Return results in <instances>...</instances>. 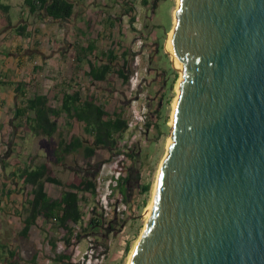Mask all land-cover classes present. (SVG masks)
<instances>
[{
  "label": "water",
  "instance_id": "water-1",
  "mask_svg": "<svg viewBox=\"0 0 264 264\" xmlns=\"http://www.w3.org/2000/svg\"><path fill=\"white\" fill-rule=\"evenodd\" d=\"M179 99L129 264H264V0H180Z\"/></svg>",
  "mask_w": 264,
  "mask_h": 264
},
{
  "label": "rangeland",
  "instance_id": "rangeland-1",
  "mask_svg": "<svg viewBox=\"0 0 264 264\" xmlns=\"http://www.w3.org/2000/svg\"><path fill=\"white\" fill-rule=\"evenodd\" d=\"M82 3L78 22L82 25L75 26L67 41L58 36L46 44V62L38 65L39 69L22 74L15 71L19 77L10 79L15 85L0 88V96L12 94L19 82H24L22 91L15 92L17 102L43 95L48 99V105L59 110L63 92L81 93V98L95 95L98 104L104 107L110 116L123 107L125 118L128 120V129L119 139V149L114 151L107 148H97L95 155L87 159L85 146L92 145L93 137L85 132L84 124L76 119H70L66 114L55 116L50 114L53 121L57 122L58 130L53 136L36 134L26 129L16 117L15 104L3 110L0 118V155L7 160L8 166L17 162L22 168H36L47 165L52 176L57 178L64 186L51 183L45 184V191L49 197L58 199L67 190L65 184L79 177L96 178L104 166L115 165L120 156L124 155L123 163L125 173L121 180L125 191V204L127 211L122 218L115 217L113 213L106 219L105 224H111L103 229L101 236L103 243L109 248L110 255L106 264H126L131 250L140 236L145 225L144 212L152 199V191L156 181L158 169L164 155L167 153V140L171 134L169 125L173 110V103L177 96L176 86L180 78V71L174 67L172 57L166 49L168 35L174 25V10L177 0H148L149 4L143 6L142 0H131L134 4V13L123 17V10H128V0H72ZM102 11L108 17L115 16L117 24L111 36H106L97 14ZM95 26L92 25V20ZM100 31V33H99ZM100 34L99 38L95 34ZM60 34V33H59ZM53 37H56L54 35ZM115 42L120 44L115 47L117 62L123 64V50L128 52V83H123L116 78L110 85H94L88 76L90 70L89 52L83 51L91 43L95 45V55H91L94 63L101 64L102 52L110 51ZM80 55L81 59L77 57ZM92 60V59H91ZM23 80L21 81V79ZM10 92V93H9ZM24 95V96H22ZM10 101V100H9ZM16 102V103H17ZM18 103V104H19ZM135 108L142 113L147 111L145 121L129 125L130 110ZM34 115L31 113L30 117ZM2 124V125H1ZM150 125L151 127H149ZM154 125H157L156 127ZM74 138L83 142L84 146L76 147L64 152L66 143ZM10 158V159H9ZM9 159V160H8ZM5 164V163H3ZM9 169L5 174L11 178ZM22 174L19 181L22 182ZM96 180V179H95ZM10 181V179H9ZM23 189L19 194L22 201L19 211L7 209L0 214V264H9V252H16V264H48L54 255L53 244L60 242V235L56 225L50 221L39 218L27 236H23L25 208L33 199L31 185L21 184ZM150 186V191L144 193L143 186ZM94 204V201H93ZM112 216V218H111ZM86 223L88 216H86ZM85 221L74 227V232L81 236L87 233L97 235L98 229L85 227ZM52 246V247H51ZM86 238H81L72 255L74 263L87 249ZM14 261V259H12ZM52 264V263H51ZM53 264H60L53 261Z\"/></svg>",
  "mask_w": 264,
  "mask_h": 264
},
{
  "label": "trees",
  "instance_id": "trees-1",
  "mask_svg": "<svg viewBox=\"0 0 264 264\" xmlns=\"http://www.w3.org/2000/svg\"><path fill=\"white\" fill-rule=\"evenodd\" d=\"M26 4L30 8L31 13L43 11L47 17L53 21H66L70 20L75 12V2L72 0H26ZM143 6L149 4L148 0H142ZM128 10L126 13L129 15L134 13V4L128 0ZM24 28H22V31ZM23 34V33H22ZM25 35V34H24ZM115 42L110 51L102 52L103 61L101 64L94 63V59L90 57L95 55V45L89 44L83 51L89 52L86 54L89 63L88 76L94 85H102L115 81L116 78L121 79L123 83H128L130 74L128 73V52H122L124 63L121 65L117 62L119 58L115 55V47L119 45ZM114 50V51H113ZM81 59L80 55L77 57ZM92 59V60H91ZM2 83V82H0ZM24 82H20L16 87V92L22 91ZM24 96V95H22ZM33 117H30V114ZM71 119H76L84 124L85 132L93 137L92 145L85 146V156L87 159L95 155L97 148H107L112 151L119 149V139L123 137L128 129V120L125 118V110L119 107V110L114 112V116H110L101 104H98L95 95H87L86 99L81 98L79 91L63 92L61 107L55 110L48 105V99L43 95H35L18 104L16 116L25 125L26 129L36 134H43L48 137L53 136L57 130L58 125L53 121L50 114L60 116L62 114ZM151 127L150 125H148ZM155 127L157 125H154ZM121 140V139H120ZM84 146L83 142L71 138L66 143L64 152L71 151L76 147ZM24 184L33 187V199L28 203L25 208L26 217L24 219L23 236H27L31 228L36 224L37 219L43 218L45 221H50L51 224L56 225L59 234L62 236L60 240L66 243L65 252L58 255L54 261L60 264H74L72 260L73 246L82 238L81 235L74 237V227L84 220L85 211L83 203L87 202L86 195H95L96 193V178L93 177H79L76 176L73 181L65 184L67 188L60 198L53 199L45 191V184L51 183L55 185L64 186L57 178L52 176L51 170L47 165H41L36 168H25L22 171ZM121 194L125 196V189L121 182ZM142 191L147 193L150 191V186H143ZM96 210V208H95ZM95 223L94 220H92ZM64 235V237H63ZM55 245L53 244V248ZM3 246L0 245V251ZM11 262L9 264H16V252H9ZM14 259V261H12Z\"/></svg>",
  "mask_w": 264,
  "mask_h": 264
},
{
  "label": "crops",
  "instance_id": "crops-1",
  "mask_svg": "<svg viewBox=\"0 0 264 264\" xmlns=\"http://www.w3.org/2000/svg\"><path fill=\"white\" fill-rule=\"evenodd\" d=\"M97 1L100 2V0ZM82 6L81 2L75 3V12L70 20L53 21L43 11L31 13L26 0H0V82H2L0 88L15 85L10 81L19 77L20 73L30 74V72L39 69L38 65L46 62L45 57L48 51L46 44L57 39L58 36H62V41L65 43L74 27L83 24V22H78L81 19L79 11ZM126 11L124 8L123 17H127ZM108 15L107 17L100 10L97 18L98 23L100 22V29L102 28L105 35L110 37L117 24V18ZM94 23L93 19V26H95ZM22 28H24L23 31ZM54 35L56 37H53ZM95 37L99 38L100 34H95ZM15 69L19 70L20 73H17ZM14 89L15 91L10 95L0 96V116L2 111L8 109L7 107H10L11 104H15L16 108L18 107L19 102H17L16 97L14 98L16 88ZM2 121L3 118H0V122ZM3 156L0 155V214H3L5 209L7 212L10 209L13 211L21 209L19 203L22 201V195L19 192L23 189L21 184H24V180L22 179L20 182L18 176L25 169L15 162L16 159L11 163L12 166H8L7 158L5 157V159ZM9 169L13 170L9 174L11 178L5 174Z\"/></svg>",
  "mask_w": 264,
  "mask_h": 264
},
{
  "label": "built area",
  "instance_id": "built-area-1",
  "mask_svg": "<svg viewBox=\"0 0 264 264\" xmlns=\"http://www.w3.org/2000/svg\"><path fill=\"white\" fill-rule=\"evenodd\" d=\"M130 111V126H133L140 121L144 122L145 118H147L146 110H142L141 113L135 108H132ZM120 157V160L115 165L110 167L104 166L100 173H98L99 175L96 177L97 189L95 195L85 196L88 201L83 203V209L85 211L83 222L86 220V216H88V222L86 223L85 221V227H88L92 230L98 229V233L95 236L94 233H87V235L84 236L88 242L87 249L80 256L77 263L74 264H106L107 262L110 251L109 248L103 243L101 239L102 237L98 236V234H100L103 229L106 230V228H110L112 226L110 223L108 225L105 224L107 221L106 219L110 218L111 213H113L115 217L118 215L124 218L127 211V206L125 204L126 197L121 194L120 191L121 180L125 173V167L122 160L124 159V155ZM92 220H94L95 223H93ZM77 235L78 234L74 232V237ZM84 237L82 236V238ZM59 238H62V236L60 235ZM80 240L73 246V254ZM52 249L56 250V252L49 259L48 264H53L54 259L58 255H61L65 252V241L60 240V242L56 244L54 248L52 247Z\"/></svg>",
  "mask_w": 264,
  "mask_h": 264
},
{
  "label": "bare ground",
  "instance_id": "bare-ground-1",
  "mask_svg": "<svg viewBox=\"0 0 264 264\" xmlns=\"http://www.w3.org/2000/svg\"><path fill=\"white\" fill-rule=\"evenodd\" d=\"M179 5H180V0H177V7L176 9L174 10V14H173V18H174V25H173V28L171 30V32L169 33L168 35V40H167V43H166V49L169 51L171 57H172V61L174 63V67L176 69H178L180 71V78L178 80V83H177V86H176V92H177V96L174 100V103H173V110H172V114H171V119H170V127L172 129V122H173V119H174V115H175V111H176V106H177V103H178V99H179V88H180V82L182 80V72H183V64L179 61L176 53H175V49H174V40H173V36H174V29H175V24H176V12L179 8ZM172 134H170V136L168 137V140H167V144H166V148H167V153H168V148L169 146L171 145L172 143ZM167 153L164 155L162 161H161V164H160V167L158 169V172H157V176H156V181H155V184H154V187H153V191H152V199L150 201V203L148 204V206L146 207L145 209V212H144V218H145V225H144V228L142 229V232L140 234V236L138 237L137 241L135 242L132 250H131V253L127 259V263L126 264H129L130 260H131V257H132V254L134 252V249L136 247V245L138 244L140 238H141V235L142 233L144 232V229L146 227V224H147V221L149 220L151 214H152V210H153V203H154V198H155V195H156V190H157V183H158V179H159V176H160V172H161V169H162V166L164 164V160L167 156Z\"/></svg>",
  "mask_w": 264,
  "mask_h": 264
},
{
  "label": "flooded vegetation",
  "instance_id": "flooded-vegetation-1",
  "mask_svg": "<svg viewBox=\"0 0 264 264\" xmlns=\"http://www.w3.org/2000/svg\"><path fill=\"white\" fill-rule=\"evenodd\" d=\"M125 191H127V189L125 188Z\"/></svg>",
  "mask_w": 264,
  "mask_h": 264
}]
</instances>
